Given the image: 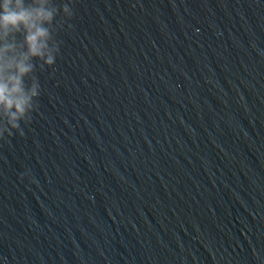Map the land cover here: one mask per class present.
Instances as JSON below:
<instances>
[{"label": "water", "instance_id": "1", "mask_svg": "<svg viewBox=\"0 0 264 264\" xmlns=\"http://www.w3.org/2000/svg\"><path fill=\"white\" fill-rule=\"evenodd\" d=\"M53 2L0 264H264V0Z\"/></svg>", "mask_w": 264, "mask_h": 264}, {"label": "clouds", "instance_id": "2", "mask_svg": "<svg viewBox=\"0 0 264 264\" xmlns=\"http://www.w3.org/2000/svg\"><path fill=\"white\" fill-rule=\"evenodd\" d=\"M73 15L69 3L0 0V139L24 135L21 124L31 123L41 94L34 73L56 63L55 35Z\"/></svg>", "mask_w": 264, "mask_h": 264}]
</instances>
